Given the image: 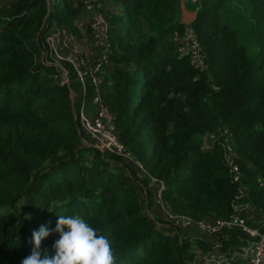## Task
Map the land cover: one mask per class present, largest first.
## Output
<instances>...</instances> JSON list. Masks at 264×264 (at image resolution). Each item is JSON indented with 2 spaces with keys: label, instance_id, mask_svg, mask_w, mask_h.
Wrapping results in <instances>:
<instances>
[{
  "label": "trees",
  "instance_id": "trees-1",
  "mask_svg": "<svg viewBox=\"0 0 264 264\" xmlns=\"http://www.w3.org/2000/svg\"><path fill=\"white\" fill-rule=\"evenodd\" d=\"M99 1L109 52L98 70L102 46L91 66L82 48L85 0H13L0 8V264H21L41 226L50 231L41 257L54 255L59 215H80L105 235L117 264H199L201 254L241 251L248 243L241 229L198 236L197 227L181 228L152 208L196 221L233 215L238 186L219 137L228 129L257 208L248 222L264 227V0ZM189 27L206 70L180 51ZM54 29H66L82 48L88 114L97 109L94 72L133 160L103 153L83 129L82 80L61 60L66 82L49 54Z\"/></svg>",
  "mask_w": 264,
  "mask_h": 264
},
{
  "label": "built area",
  "instance_id": "built-area-1",
  "mask_svg": "<svg viewBox=\"0 0 264 264\" xmlns=\"http://www.w3.org/2000/svg\"><path fill=\"white\" fill-rule=\"evenodd\" d=\"M85 8L90 13L89 26L92 36L94 40L97 41L98 45L102 46L101 57L96 66V70H98L102 62L108 60L109 24L106 16L102 12L99 0H85ZM47 44L49 54L55 61V64L64 70V79L66 82H68L67 71L59 65L61 60L70 61L81 77L83 89L80 122L83 129L90 135L91 139H93L95 146L103 153L112 152L129 160H133L124 144L119 141L115 134L114 116L104 102L98 87L100 79L94 72L90 80L96 87V92L92 97V103L97 106V109L93 114H88L87 112V85L84 79L86 72L83 71L82 64H84V60L81 58L83 53L82 48L75 42V37L66 29H54L47 38ZM179 47L182 54L191 57L195 67L202 70L208 69V63L202 44L192 28L189 27L186 34L179 39ZM219 137H222L221 146L224 162L228 166L232 182L236 183L238 186L237 193L232 202V208L234 210L233 215L229 219L214 218L196 221L191 217L176 216L168 211V217L175 221V224L178 226H195L210 236H217L219 233H222L225 228L241 229L248 236V243L241 250L249 258V263L264 264V227H254L248 222V216L250 217L251 214H255L257 208L247 199L248 188L243 182L244 173L238 162L239 154L233 145V134L228 129H221ZM259 184L264 188V179L260 180ZM163 189L164 184L160 183V187L157 191V201L161 205H163L161 198ZM258 221L262 222L261 219Z\"/></svg>",
  "mask_w": 264,
  "mask_h": 264
},
{
  "label": "clouds",
  "instance_id": "clouds-1",
  "mask_svg": "<svg viewBox=\"0 0 264 264\" xmlns=\"http://www.w3.org/2000/svg\"><path fill=\"white\" fill-rule=\"evenodd\" d=\"M52 231L59 233V239L53 244L55 254L45 253L41 257V242L50 235L41 226L32 233L34 248L21 264H117L118 257L110 240L80 215H59Z\"/></svg>",
  "mask_w": 264,
  "mask_h": 264
},
{
  "label": "crops",
  "instance_id": "crops-1",
  "mask_svg": "<svg viewBox=\"0 0 264 264\" xmlns=\"http://www.w3.org/2000/svg\"><path fill=\"white\" fill-rule=\"evenodd\" d=\"M89 18V14L87 12H85L82 16H81V23H83L85 20L88 21ZM82 29H83V33H84V39H83V43L82 44H91L90 42L87 43V41L89 40V38L91 37L90 34H88V32L86 31V28H84V25L81 24ZM84 44V45H85ZM83 45V46H84ZM85 47V48H84ZM83 48L85 49V54L87 55V53H89V55H94V49L88 50L86 45ZM98 53V54H97ZM96 55H99V50L97 49ZM88 59L90 60L91 57L88 56ZM156 206V205H155ZM248 215V214H246ZM256 218V214H251L250 217L248 216V218ZM260 219H262L260 217ZM191 227V226H190ZM188 228V227H185ZM196 228V227H194ZM198 232H200V230L198 228H196ZM191 230V229H190ZM201 233V232H200ZM204 264H250L249 263V258L243 253V251H238L234 254H231V256L227 257L225 255L220 254L219 252L213 253L212 255H209L208 258L205 259Z\"/></svg>",
  "mask_w": 264,
  "mask_h": 264
},
{
  "label": "rangeland",
  "instance_id": "rangeland-1",
  "mask_svg": "<svg viewBox=\"0 0 264 264\" xmlns=\"http://www.w3.org/2000/svg\"><path fill=\"white\" fill-rule=\"evenodd\" d=\"M13 0H0V8H2V7H5L7 4H9L10 2H12ZM187 17H188V19L190 18V17H192V13H188V15H187ZM83 25H84V28H88L89 27V19H88V21L87 20H85L83 23H82ZM88 34H91V31L88 33ZM91 43L90 45H86L85 43V45H86V47H87V49L88 50H91V49H94L93 51H94V55H89V53H87V55L88 56H90L91 57V59H90V62L88 63V64H90V66L92 65V63L93 62H95L96 61V52H97V49H96V46H98V43H97V41H95L94 40V38H92V37H90L89 38V40L87 41V43ZM83 44V45H84ZM84 45V46H85ZM83 46V47H84ZM82 47V48H83ZM85 48V47H84ZM83 48V49H84ZM85 50V49H84ZM85 52V51H84ZM87 70V69H86ZM65 78V77H64ZM211 143H212V140H211V137L210 136H208L207 137V140H206V145H207V148L208 147H210L211 146ZM131 165H132V163H131ZM152 210H153V212L154 213H157L158 215H160V216H166V215H168V211L165 209V208H163L162 206H158V205H154L153 206V208H152ZM165 212L167 213V214H165ZM175 225H177V224H175ZM178 226V225H177ZM180 226V225H179ZM181 228H185L186 226H180ZM201 232V233H200ZM200 232L197 234L198 236H206V234L204 233V232H202L201 230H200ZM203 234H205V235H203ZM206 258H208V256H207V254L206 255H200L199 257H198V260H197V262L199 263V264H204V262H205V259Z\"/></svg>",
  "mask_w": 264,
  "mask_h": 264
}]
</instances>
